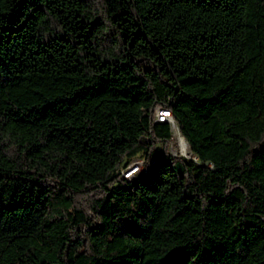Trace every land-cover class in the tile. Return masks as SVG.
Listing matches in <instances>:
<instances>
[{
	"label": "trees",
	"instance_id": "trees-1",
	"mask_svg": "<svg viewBox=\"0 0 264 264\" xmlns=\"http://www.w3.org/2000/svg\"><path fill=\"white\" fill-rule=\"evenodd\" d=\"M0 264H264V0H0Z\"/></svg>",
	"mask_w": 264,
	"mask_h": 264
},
{
	"label": "rangeland",
	"instance_id": "rangeland-1",
	"mask_svg": "<svg viewBox=\"0 0 264 264\" xmlns=\"http://www.w3.org/2000/svg\"><path fill=\"white\" fill-rule=\"evenodd\" d=\"M170 123L172 125V134L173 138L168 146V152L173 157L181 156L186 159H192L194 158L190 147L185 139L181 137L179 127L177 126L176 122L174 120H170ZM162 148V146H160ZM164 153L161 152L156 157L153 158V161H159L163 159ZM134 161L144 162L143 166H145V156L140 155L137 158L134 159Z\"/></svg>",
	"mask_w": 264,
	"mask_h": 264
},
{
	"label": "built area",
	"instance_id": "built-area-1",
	"mask_svg": "<svg viewBox=\"0 0 264 264\" xmlns=\"http://www.w3.org/2000/svg\"><path fill=\"white\" fill-rule=\"evenodd\" d=\"M156 119L158 122H170V120H174L172 114L169 110L159 108L156 113ZM144 162L132 161L127 167L121 169V175L125 179H133L137 175H139L143 169Z\"/></svg>",
	"mask_w": 264,
	"mask_h": 264
},
{
	"label": "water",
	"instance_id": "water-1",
	"mask_svg": "<svg viewBox=\"0 0 264 264\" xmlns=\"http://www.w3.org/2000/svg\"><path fill=\"white\" fill-rule=\"evenodd\" d=\"M180 130V129H179ZM181 134V133H180ZM181 137L183 138V139H185L183 136H182V134H181ZM186 140V139H185ZM187 142V141H186ZM188 143V142H187Z\"/></svg>",
	"mask_w": 264,
	"mask_h": 264
}]
</instances>
